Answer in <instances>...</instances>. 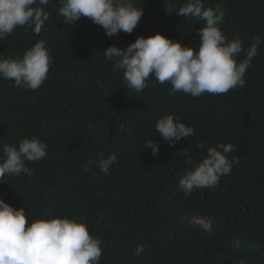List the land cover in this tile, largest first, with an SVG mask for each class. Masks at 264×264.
<instances>
[{
    "label": "trees",
    "instance_id": "16d2710c",
    "mask_svg": "<svg viewBox=\"0 0 264 264\" xmlns=\"http://www.w3.org/2000/svg\"><path fill=\"white\" fill-rule=\"evenodd\" d=\"M204 3L222 4L220 28L229 39L239 35L245 48L255 35L264 40V0ZM137 4L143 15L131 34L109 37L83 16L67 25L57 14L59 0H49L50 18L39 35L24 26L0 40V57H22L44 40L53 60L37 90L0 78V146L26 136L48 145L45 158L26 162L32 175L0 181V198L30 218L45 209L82 218L103 240L100 264H264V44L243 88L192 97L172 94L170 83L150 76L137 93L124 86L104 49L156 32L196 48L202 26L175 11L166 15L163 0ZM164 114L179 116L195 134L170 147L155 131ZM148 139L158 143V156L144 148ZM218 143H231L229 158L239 162L217 185L185 196L180 177ZM101 154L117 157L109 173L84 172L83 164ZM138 244L145 251L136 257Z\"/></svg>",
    "mask_w": 264,
    "mask_h": 264
},
{
    "label": "clouds",
    "instance_id": "9594fccd",
    "mask_svg": "<svg viewBox=\"0 0 264 264\" xmlns=\"http://www.w3.org/2000/svg\"><path fill=\"white\" fill-rule=\"evenodd\" d=\"M48 4L49 0H0V40L24 26L39 35L50 18L45 10ZM59 5L57 14L67 25L75 24L83 16L101 26L109 37L120 31L131 34L143 15V7L138 6L137 0H59ZM163 5L166 15L175 11L202 22L197 30L199 44L196 48L182 45L179 40L156 32L138 36L125 48L109 45L104 56L112 62L114 71L123 73L124 86L138 93L151 76L161 84L170 83L172 94L183 92L192 97L243 88L246 70L264 40L255 35L253 43L245 48L239 35L229 39L220 28L225 16L222 4L206 7L204 0H181L178 6L173 0H163ZM52 62L46 42L39 40L22 57H0V78L34 91L48 78ZM155 131L170 147L195 134L194 127L175 114L158 117ZM145 147L151 148L153 156L159 155V145L154 139L146 140ZM47 148V143L35 136L23 137L18 144L0 146V181L6 175H32L26 162L45 158ZM233 151L231 143L209 147L206 155L180 177L178 185L184 195L196 188L217 185L220 177L228 175L233 164L239 162L237 157L229 158ZM116 160L115 154H101L86 161L83 170L88 172L97 167L108 174ZM102 248L103 240L90 234L82 218L53 216L48 209L30 218L23 207L17 208L0 198V264H100ZM144 251V245L138 244L133 254L139 257Z\"/></svg>",
    "mask_w": 264,
    "mask_h": 264
},
{
    "label": "rangeland",
    "instance_id": "374dc122",
    "mask_svg": "<svg viewBox=\"0 0 264 264\" xmlns=\"http://www.w3.org/2000/svg\"><path fill=\"white\" fill-rule=\"evenodd\" d=\"M197 221L203 223L204 226H208L209 222L206 219H197Z\"/></svg>",
    "mask_w": 264,
    "mask_h": 264
}]
</instances>
